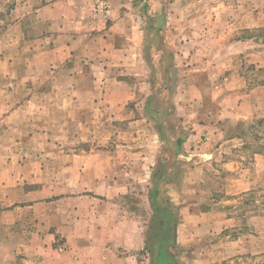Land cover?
<instances>
[{
  "label": "rangeland",
  "instance_id": "rangeland-1",
  "mask_svg": "<svg viewBox=\"0 0 264 264\" xmlns=\"http://www.w3.org/2000/svg\"><path fill=\"white\" fill-rule=\"evenodd\" d=\"M100 1L90 0L92 15L97 14L96 19L100 23H105L106 20H111L108 15L112 6L109 0ZM188 1L196 2V6H190L192 12L203 11L218 15L227 13L231 16L235 13L234 5L237 0ZM225 2H228L227 7L223 6ZM246 2L253 6V10L245 5ZM41 6V0H0V109L4 113L14 108L18 109L26 102V98L34 97V100L29 102L31 105L26 103L28 104L26 112L22 110L18 114L9 115L6 119L0 118V126L2 123L7 129L6 125L23 126L21 124L48 121L60 125L67 123L68 127H73L76 122L83 121L84 124L88 122L92 125V132H82L76 139L72 137L65 147L67 152L76 153L101 148L108 141L112 129L113 131L119 129V132L111 136L115 147L117 144L126 145L125 149L130 154L147 150L148 153L157 155L154 166L160 157L165 158L174 151L173 143L163 141L160 136L154 110H157V113L165 111L162 121L170 137L174 131H182L185 136L187 135L183 122L192 127L208 126L209 128L207 127L198 137V142L193 143L206 148L217 146L215 157L204 160L202 164L196 163L197 159L201 158L199 155L192 156L189 160L180 156L176 159L178 161L176 169L180 170L179 180L172 184L176 199L174 207L179 222L183 218L179 208L184 200H190L189 203L198 204L200 208L210 212L208 216L201 217L199 222H190L188 227H181L179 236L177 228L172 248L175 264H264V0H242V12L237 14L246 17L253 12L251 15L255 21L251 27H244V22L233 24V21L217 18L206 22L212 23L210 27L212 30H207V35L191 36L194 41L211 45L210 50H205L207 51L205 53L190 55L195 65L209 58L214 60L212 61L214 64L223 63L226 66L237 62L241 66L240 73L244 76L245 83L233 84L225 81L223 76L216 75L212 78L214 82L204 80L199 87L196 85L191 87L189 82L184 84L182 80L188 75V69L179 66L174 72V56L166 49L173 43L179 46L185 38L176 35L175 28L174 36L161 29L162 34L149 33L141 45V52L137 50L140 49V45H132L135 48L132 47L130 61L126 67L112 66L105 75L101 67L86 71L92 72L91 74L94 72L100 78L122 77L128 82L125 88L108 85L107 90L103 88L105 85L102 83L96 85L83 83L81 85L83 91H91L93 96L96 95L98 98L79 101L59 100L54 94L60 92L72 96L70 93L77 90L74 84L62 85L60 79L68 73L73 75L75 69L69 71L58 66L66 59L64 53L53 50L43 52L41 24L35 20L28 23L30 26L34 23L33 30L28 29L29 33L25 34L24 38L20 33L23 24L14 26L19 13L22 15L28 10L35 11ZM35 13L37 15L39 12ZM23 39L28 44L23 45ZM131 43L133 44V40ZM21 48V51L17 50ZM139 55H142L145 64L141 62ZM56 59V68L49 69V61ZM50 79L53 81L48 83ZM176 91L186 95L189 93L199 103H196L195 107L192 106L188 112H184L182 108L178 109L174 101ZM232 92L240 93L231 95ZM249 92H252V96H247L248 104L255 105L257 111L254 113L253 110L254 114L250 117L237 118L236 109H231L226 103L231 98L233 107L237 103V106L242 108L244 94ZM50 93L51 98H43ZM201 95L204 98L203 102H207L202 108L200 104L203 103L198 100ZM238 96H241L239 101ZM35 99H38L36 103ZM219 99L226 107L225 110L218 105ZM38 106L41 107L37 108ZM124 106L129 110L125 116L121 114ZM121 117L127 118L121 120ZM14 133L2 132L1 135L4 141L2 144H5L8 150L14 149L16 152ZM24 134L26 132L20 131L15 137ZM69 135H74V132L68 133ZM235 136L242 138L245 144L232 150L230 147L224 149L225 146H220L226 139ZM237 138L226 143H241L239 141L242 140ZM194 148L192 147V150L195 152ZM116 149L124 151V155L128 154L121 146ZM197 150H201L199 145ZM194 152H191L190 156ZM256 153L263 157L255 160ZM232 160L238 162L229 163ZM195 163L199 166V171L193 172L194 177L191 181L197 182L190 183L189 189L193 187L196 195L182 199L179 194L182 176L187 174L188 177L195 168ZM146 170L147 173L143 176L145 180H132L130 194L120 198L122 203L139 209L138 213L147 221L146 240L142 248L135 250L134 246L137 244H134L131 250L126 251L127 255H133L132 261L135 264H152L155 247L149 246L157 241L152 234L153 210L148 198L152 172L148 168ZM172 184L163 185L170 199ZM10 263L8 261L7 264Z\"/></svg>",
  "mask_w": 264,
  "mask_h": 264
},
{
  "label": "crops",
  "instance_id": "crops-1",
  "mask_svg": "<svg viewBox=\"0 0 264 264\" xmlns=\"http://www.w3.org/2000/svg\"><path fill=\"white\" fill-rule=\"evenodd\" d=\"M110 3L112 8L108 17L111 20H106L105 23L96 19L97 14L92 15L90 0H41L40 8L17 15L14 26L23 24L24 27L20 30L23 38L29 33L28 29L33 30L34 23L32 26L28 23L35 20L42 27L43 52L53 50L64 53L66 59L58 66L69 71L75 69L73 75L68 73L61 77L60 83H72L77 90L70 93L72 96L54 93L59 100H96L98 97L93 96L91 91H83V83H102L107 90L108 85L125 88L128 82L122 77L100 78L94 72L91 74L92 72L86 71L101 67L105 75L112 66L126 67L130 61L132 45H140L137 50L141 52V45L149 33L162 34L161 29L174 36L175 28L176 35L185 38L179 46L173 43L166 49L174 56L175 68L182 66L188 69V75L182 80L184 84L189 82L191 87H199L204 80L214 82L212 78L216 75L223 76L225 81L233 84L245 83L244 76L240 73L241 66L237 62L226 66L223 63L214 64V60L209 58L200 62L201 68L198 62L196 64L199 65H195L190 59L192 53H205L210 50L211 45L199 43L191 37L207 35V30H212V23L206 24L209 20L219 18L218 20L233 21V24L244 22V27L253 26V12L246 17L237 14L242 12V0L235 1V13L231 16L227 13L219 14L220 17L211 12H192L190 6H196V2L191 3L188 0H109ZM223 4L227 7L228 2ZM246 4L253 10L250 3ZM34 12L39 13L36 15ZM25 44L28 43L23 39V45ZM17 50L21 51L22 48ZM139 56L145 64L142 55ZM55 61L57 59L49 61V69L56 68ZM52 81L50 79L48 83ZM239 93L232 92L231 95ZM47 95L43 98H51L52 93L48 97ZM244 95L242 108L237 103L233 107L231 98L226 103L231 109H236L237 118L250 117L257 111L255 105L248 104L247 96H252V92ZM199 98L203 103L200 104L202 108L207 102H203L202 95ZM237 98L239 101L241 96ZM33 100L34 97L30 96L18 109L14 108L6 113L0 109V118L6 119L22 110L26 112L28 104L31 105ZM174 101L177 108H182L184 112L199 103L189 93L186 95L180 91L174 94ZM218 105L223 110L226 109L220 99ZM39 107L41 106L37 108ZM128 113L129 110L124 106L121 114L125 116ZM127 117H121V120ZM183 123L187 135L180 157L189 160L192 156L199 155L201 158L196 163L201 164L204 160L213 159L217 146L206 148L193 143L198 142V137L208 126L192 127ZM21 125L23 126L6 125L7 129L2 123L0 126L2 132H16L13 140L17 146L16 152L14 149L8 150L2 144L4 141L0 132V264H7L8 261L10 264H135L132 261L133 255H127L126 251L131 250L134 244H137L134 246L135 250L142 248L146 240L147 221L138 213L139 209L122 203L120 198L130 194L132 180H145L143 176L147 173V168L152 172L157 155H152L147 150L130 154L125 149L126 145L121 144L115 147L111 136L119 132V129H112L108 141L101 148L84 150L81 153L67 152L65 147L68 140L72 137L79 138L82 132H92V125L88 122H76L73 127H68L67 123L60 125L48 121ZM20 131L26 134L15 137ZM71 132L74 135L68 136ZM236 138L235 136L225 141L231 142ZM226 142H222L220 146H225L224 149L230 147V150L245 144L243 140L238 144ZM198 145L201 150H197ZM120 146L128 154L124 155V151L116 149ZM192 147H195V152ZM191 152L194 153L190 156ZM262 157L256 153L254 158L259 160ZM236 162L238 160L229 163ZM196 163L188 177L187 174L182 176L179 189L182 199L196 195L193 187L189 189L190 183L197 182L191 181L193 172L199 171ZM169 193L174 204L176 199L173 184ZM188 201L190 200H184L180 204L183 218L177 225L178 236L181 227H188L190 222H199L201 217L208 216L210 212ZM173 247L174 244L169 247V252H173Z\"/></svg>",
  "mask_w": 264,
  "mask_h": 264
},
{
  "label": "trees",
  "instance_id": "trees-1",
  "mask_svg": "<svg viewBox=\"0 0 264 264\" xmlns=\"http://www.w3.org/2000/svg\"><path fill=\"white\" fill-rule=\"evenodd\" d=\"M174 72H176L175 67ZM153 113L155 114V120L158 122V131L162 140L172 142L174 151L165 158L160 157L152 171V182L149 187L148 198L153 210L152 234L157 238V241L149 247H155L152 264H175L174 255L169 252V247L175 243L177 225L180 219L174 204L166 195V189L163 185L177 183L179 180L180 170L176 169L178 163L176 159L183 152V142L186 136L182 131H174L171 137L168 136L162 121L165 111L157 113V110H154ZM177 177L178 179H174Z\"/></svg>",
  "mask_w": 264,
  "mask_h": 264
},
{
  "label": "built area",
  "instance_id": "built-area-1",
  "mask_svg": "<svg viewBox=\"0 0 264 264\" xmlns=\"http://www.w3.org/2000/svg\"><path fill=\"white\" fill-rule=\"evenodd\" d=\"M100 1V0H99ZM100 2H103V1H100Z\"/></svg>",
  "mask_w": 264,
  "mask_h": 264
}]
</instances>
